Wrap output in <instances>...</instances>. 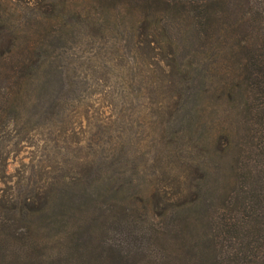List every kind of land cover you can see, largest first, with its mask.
<instances>
[{
    "label": "trees",
    "instance_id": "trees-1",
    "mask_svg": "<svg viewBox=\"0 0 264 264\" xmlns=\"http://www.w3.org/2000/svg\"><path fill=\"white\" fill-rule=\"evenodd\" d=\"M10 2L0 0V264H264V0H34L19 22ZM86 30L159 51L186 135L200 102L227 116L228 145L203 149L227 161L230 187L209 202L202 185L163 212L170 226L107 217L100 172L42 195L4 193L3 138L60 114L78 83L71 44ZM117 185L114 194L128 184Z\"/></svg>",
    "mask_w": 264,
    "mask_h": 264
},
{
    "label": "rangeland",
    "instance_id": "rangeland-1",
    "mask_svg": "<svg viewBox=\"0 0 264 264\" xmlns=\"http://www.w3.org/2000/svg\"><path fill=\"white\" fill-rule=\"evenodd\" d=\"M33 2H10L17 22L28 19ZM86 32L71 44L76 67L70 72L78 83L60 114L10 128L3 138L4 193L9 198L20 191L42 195L52 181L66 185L100 172L112 194L102 197L104 214L127 213L151 231L166 217L169 225L165 214L197 198L202 185L211 193L208 201L216 199L218 189L230 187L232 170L203 148L219 154L228 145L220 134L225 112L216 111L214 101L200 102L193 120L197 131L186 135L185 122L175 113L176 90L170 86L166 60L155 53L159 51L127 44L123 35L119 41L115 34ZM125 182L126 191L111 192Z\"/></svg>",
    "mask_w": 264,
    "mask_h": 264
}]
</instances>
